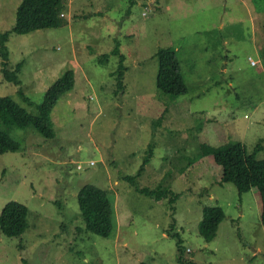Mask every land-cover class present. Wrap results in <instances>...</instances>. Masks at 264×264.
Segmentation results:
<instances>
[{"label": "rangeland", "instance_id": "obj_1", "mask_svg": "<svg viewBox=\"0 0 264 264\" xmlns=\"http://www.w3.org/2000/svg\"><path fill=\"white\" fill-rule=\"evenodd\" d=\"M20 3L0 0V33L14 27ZM63 14L61 28L10 36L8 69L22 63L20 87L4 80L0 63V97L31 115L58 78L75 73L74 89L52 112L56 139L31 127L3 128L21 148L0 154V214L11 201L29 214L21 237L0 232V264H180L179 256L264 264L258 192L240 195L220 181L211 156L192 163L201 145L232 140L247 153L261 145L264 158V0H66ZM117 44L126 58L124 90L114 76ZM167 47L177 51L188 88L175 100L156 84V53ZM105 54L110 61L101 63ZM150 154L132 185L125 177ZM85 184L113 199L110 238L85 229L78 204ZM136 186L178 194L174 217L171 194L157 201ZM207 206L225 212L211 242L199 233ZM173 233L183 241L181 255Z\"/></svg>", "mask_w": 264, "mask_h": 264}, {"label": "trees", "instance_id": "obj_2", "mask_svg": "<svg viewBox=\"0 0 264 264\" xmlns=\"http://www.w3.org/2000/svg\"><path fill=\"white\" fill-rule=\"evenodd\" d=\"M65 5L66 0H21L16 11L14 27L9 31L0 33V63L5 81L18 87L21 86L19 73L22 63L18 64L13 71L8 69L10 51L7 44L10 36L13 34L27 35L39 30L57 29L67 25L66 16L63 14ZM113 55L119 58V65L114 73L117 87L118 90H124V77L127 67L124 64L126 58L121 53L119 44L115 47ZM110 57L111 55L105 54L100 58V62L108 63ZM156 57L158 59L156 84L160 93L174 100L186 96L188 88L180 71V62L175 48H160ZM252 63L253 61H251ZM74 86L75 73L69 69L46 91L42 103L35 108L36 115L29 114L12 99L0 97V154L16 152L21 148V144L11 139L3 128L27 129L31 127L46 140L56 139L51 118L52 112L61 98L67 93H71ZM19 95L25 102H28L21 88ZM261 148V145H256L252 153H247L245 144L238 140H232L219 147L203 144L200 147V153L193 159L192 163L203 157L211 156L215 164L222 167L220 181L233 183L240 195L250 190H256L261 198V222L264 225V158L257 157ZM150 157L151 154L145 157L136 175L125 177L132 185H136V178L145 170ZM137 191L142 195L155 198L157 201L166 199L171 194L168 204H170V210L174 217L176 211L174 204L178 199V194L172 191L169 193L167 190H150L148 188H137ZM78 204L86 231L97 236L110 238L115 229V213L113 199L109 192L98 185L85 184L78 193ZM28 214L29 209L26 205L16 201L9 202L0 214V232L10 238L21 237L28 227ZM224 219L225 212L219 206H207L203 209L199 233L205 241L211 242L216 238L219 225ZM173 223H175V219ZM171 237L176 239L177 252L181 255L184 251L181 247L183 241H181L178 233H173ZM177 261L180 264H195L181 259V256L178 257ZM140 264L148 263L141 262Z\"/></svg>", "mask_w": 264, "mask_h": 264}, {"label": "crops", "instance_id": "obj_3", "mask_svg": "<svg viewBox=\"0 0 264 264\" xmlns=\"http://www.w3.org/2000/svg\"><path fill=\"white\" fill-rule=\"evenodd\" d=\"M261 59H262V56H260L259 58H258V61H261ZM264 59V58H263ZM262 62V61H261Z\"/></svg>", "mask_w": 264, "mask_h": 264}]
</instances>
